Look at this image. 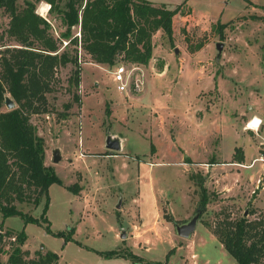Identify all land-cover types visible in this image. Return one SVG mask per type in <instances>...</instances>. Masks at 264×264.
I'll list each match as a JSON object with an SVG mask.
<instances>
[{"label": "rangeland", "instance_id": "rangeland-1", "mask_svg": "<svg viewBox=\"0 0 264 264\" xmlns=\"http://www.w3.org/2000/svg\"><path fill=\"white\" fill-rule=\"evenodd\" d=\"M191 5L196 28L188 32L179 19L173 43L162 32L154 35L153 58L141 67L140 93L120 94L112 81L114 68L96 64L85 52L78 54V90L69 85L73 65L56 70L49 113L32 117V123L44 140L47 166L63 183L49 189L51 229L76 230L73 238L81 245L65 243L20 217L4 219L0 212V232L1 225L3 232L25 231L23 249L31 258L44 249L58 254L59 264H236L212 234L219 222L264 218L261 163L248 168L233 162L236 148L251 160L245 166L264 156V0H191ZM49 9L42 2L37 13L51 21L59 38L66 28ZM8 23L1 11L0 35ZM78 32L73 29L74 36ZM67 42L61 51L75 55L76 46L66 47ZM217 43H224L220 58ZM4 45L16 42L5 36L0 56ZM121 63L119 58L115 65ZM253 115L263 119L258 131L247 124ZM109 135L121 140V152L107 150ZM56 150L61 160L54 164ZM204 193L209 203L194 236L180 238L175 225L201 210ZM44 206L45 201L19 208L40 218ZM10 242L6 239L4 263ZM111 251L114 259L97 253Z\"/></svg>", "mask_w": 264, "mask_h": 264}, {"label": "trees", "instance_id": "trees-1", "mask_svg": "<svg viewBox=\"0 0 264 264\" xmlns=\"http://www.w3.org/2000/svg\"><path fill=\"white\" fill-rule=\"evenodd\" d=\"M42 2L50 5L49 14H57L66 28L59 38L52 33L51 21L37 13ZM1 11L8 16L9 23L0 41L6 36L15 41L16 46L4 45L6 48L0 56V212L4 219L20 217L26 225L40 226L47 234L64 239L65 243L81 245L73 238L76 230L55 233L51 229L47 217L49 189L63 183L46 164L45 143L32 117L49 113L48 94L54 91L58 68L73 65L69 85L79 89L80 51L99 65L113 67L120 58L128 64L147 66L154 54V35L162 32L173 43L179 19L184 21L188 32L198 26L194 23L195 12L186 3L171 10L139 0H23L22 7L18 0H0ZM74 28L80 30V37L74 36ZM218 29L222 33L225 27L219 24ZM64 41H69L66 47L76 46L75 55L61 51ZM202 48L200 44L195 51ZM7 97L16 104L15 109L4 110ZM74 100L80 102L79 96L74 95ZM233 160L239 164L245 162L242 148L235 149ZM68 190L78 194L73 187ZM43 201L45 206L40 218L19 208L23 204L37 208ZM208 203L204 193L200 202L203 212ZM2 227L0 264H59L60 256L44 249L31 258L30 252L23 249L28 240L26 232H3ZM213 235L236 264H264V218L249 220L244 216L219 222ZM6 239L12 242L4 263ZM97 253L106 259H114L112 255L116 254L113 251ZM124 259L142 263L135 256Z\"/></svg>", "mask_w": 264, "mask_h": 264}, {"label": "built area", "instance_id": "built-area-1", "mask_svg": "<svg viewBox=\"0 0 264 264\" xmlns=\"http://www.w3.org/2000/svg\"><path fill=\"white\" fill-rule=\"evenodd\" d=\"M78 36L80 37L81 34L78 32ZM67 45V43H66ZM142 65H136V64H126L121 63L118 65H114V70L112 71V81L115 84L116 90L120 94H128L130 92H136L140 93L143 91L144 86V80H143V71H142ZM260 122H257V126H254L255 129H258L262 125V120H259ZM256 118H253L250 122V124H255ZM255 131V130H254ZM257 163H261L262 170L264 172V156L261 158H256L253 160V162L249 166H245L243 164H235L238 167H253Z\"/></svg>", "mask_w": 264, "mask_h": 264}, {"label": "water", "instance_id": "water-1", "mask_svg": "<svg viewBox=\"0 0 264 264\" xmlns=\"http://www.w3.org/2000/svg\"><path fill=\"white\" fill-rule=\"evenodd\" d=\"M217 48V52H218V58L221 57V55L223 54L224 51V43H217L216 45ZM176 53H178V50H176ZM5 106L8 110H13L16 107V104L13 102V100L10 97H7L5 99ZM106 148L107 150L113 152V153H119L122 151V143L120 139H116L113 138L112 136H108L107 140H106ZM61 160V154L59 150H56L53 153V158H52V162L54 164H57L58 162H60ZM118 209L121 208V202L119 203V205L117 206ZM202 216V210H198L195 215L193 216V218L187 222L181 223V224H176L175 228H176V234L185 240H189L193 237V235L195 234L198 225H199V220ZM121 238L122 239H126L127 236L124 232H122L121 234Z\"/></svg>", "mask_w": 264, "mask_h": 264}, {"label": "crops", "instance_id": "crops-1", "mask_svg": "<svg viewBox=\"0 0 264 264\" xmlns=\"http://www.w3.org/2000/svg\"><path fill=\"white\" fill-rule=\"evenodd\" d=\"M139 1H145L149 4H151L152 6L154 7H166L167 9H175L177 8L178 6L186 3L187 7L190 8L191 10H195L194 7L191 5V0H139ZM3 49H5L6 47H3L1 46ZM223 79V78H222ZM251 118H256L258 120H262L263 122V119H260L258 116L256 115H253L252 117H250L247 121V124H249L250 120H252ZM244 151V155H245V162H251V160H248L247 159V156H246V153H245V150L243 149ZM257 156V154L255 153L254 157ZM253 157V159H254ZM213 235V234H212ZM194 236V235H193ZM214 236V235H213ZM215 237V236H214ZM216 238V237H215ZM217 239V238H216ZM218 240V239H217ZM78 242V241H77ZM219 242V241H218ZM220 243V242H219ZM221 244V243H220ZM221 246L224 248V246L221 244ZM26 250V249H25ZM28 250V249H27Z\"/></svg>", "mask_w": 264, "mask_h": 264}, {"label": "bare ground", "instance_id": "bare-ground-1", "mask_svg": "<svg viewBox=\"0 0 264 264\" xmlns=\"http://www.w3.org/2000/svg\"><path fill=\"white\" fill-rule=\"evenodd\" d=\"M47 9H48V6L47 5H43L42 9H41L42 14H45L47 12ZM257 122H260V121L258 119H256V122H255L254 125L253 124L249 125L250 128L255 130V131H258L260 129V127L258 129H255V127H254V126H257Z\"/></svg>", "mask_w": 264, "mask_h": 264}]
</instances>
